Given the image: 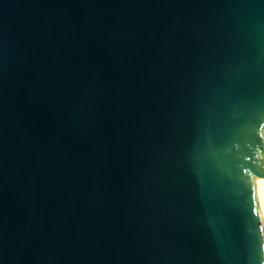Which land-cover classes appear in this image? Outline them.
Segmentation results:
<instances>
[{
	"label": "water",
	"instance_id": "water-1",
	"mask_svg": "<svg viewBox=\"0 0 264 264\" xmlns=\"http://www.w3.org/2000/svg\"><path fill=\"white\" fill-rule=\"evenodd\" d=\"M264 0H0V264H264Z\"/></svg>",
	"mask_w": 264,
	"mask_h": 264
},
{
	"label": "bare ground",
	"instance_id": "bare-ground-1",
	"mask_svg": "<svg viewBox=\"0 0 264 264\" xmlns=\"http://www.w3.org/2000/svg\"><path fill=\"white\" fill-rule=\"evenodd\" d=\"M251 185L253 187L254 198L260 220L261 236L263 243L262 253L264 258V176L251 177Z\"/></svg>",
	"mask_w": 264,
	"mask_h": 264
}]
</instances>
